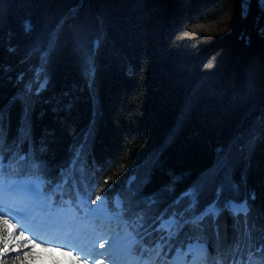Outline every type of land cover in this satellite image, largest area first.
I'll return each instance as SVG.
<instances>
[{"label":"trees","instance_id":"trees-1","mask_svg":"<svg viewBox=\"0 0 264 264\" xmlns=\"http://www.w3.org/2000/svg\"><path fill=\"white\" fill-rule=\"evenodd\" d=\"M0 151L27 158L5 178L78 218L99 196L112 227L213 205L159 264H192L189 245L214 253L246 230L261 244L264 0H0Z\"/></svg>","mask_w":264,"mask_h":264},{"label":"rangeland","instance_id":"rangeland-1","mask_svg":"<svg viewBox=\"0 0 264 264\" xmlns=\"http://www.w3.org/2000/svg\"><path fill=\"white\" fill-rule=\"evenodd\" d=\"M205 186L202 181L185 194L195 198ZM38 197L33 187L25 184L23 179L0 176V212L3 209L7 214L6 219L16 225V231L8 235L3 224L5 218L0 217V249L5 246L8 248L7 252H0V264H28L29 260L34 264H47L43 260L47 254L40 248L35 249V254L24 257L25 252L33 250L30 245L25 247L28 245L27 240L16 239L22 228L29 239H35L37 243L46 241L42 247H55L57 244L75 247L76 254L90 258L89 264H95L98 260L103 261V264H142V258L133 255L129 249V238L126 235L129 228H125V222L112 227L114 214L106 212L107 206L103 201L98 200L87 213L78 218L64 207H55L50 196L42 199ZM118 216L122 217L121 214ZM101 243L104 244L103 248L100 247ZM17 248L19 251H13ZM58 259L64 262L70 260L63 256H58ZM182 260L180 254L165 264H182Z\"/></svg>","mask_w":264,"mask_h":264},{"label":"snow or ice","instance_id":"snow-or-ice-1","mask_svg":"<svg viewBox=\"0 0 264 264\" xmlns=\"http://www.w3.org/2000/svg\"><path fill=\"white\" fill-rule=\"evenodd\" d=\"M30 28L29 25L25 26ZM26 156L17 155L14 158H8L6 155L0 151V176L8 174H17L21 170V164L26 160ZM97 200H100V197H96ZM117 207L120 208L121 205L117 202ZM194 201H190L187 208L183 211L177 210L165 215H160L156 218L155 226L149 225L148 228H151L152 231L159 233V240L157 243L149 248L147 245L143 244V237L140 236V229H144V235H148V228L145 227L143 215H138L134 222H132V230L127 231L126 235L129 238V247L130 249L135 248L137 245L141 247L142 255V264H159L161 253L163 252L165 243L177 238L179 236L182 226L192 223L199 228L205 227L206 222H211L218 215V210L213 206L209 205L204 210L199 212L195 211ZM234 214L239 216L246 213V205H236L233 209ZM3 224L7 228L8 235H12L16 231V225L9 222L8 219L3 220ZM129 222H125V228L127 229ZM247 236L248 243L242 244L241 239ZM138 237H140L138 239ZM24 239L28 241L29 245L32 248V252H25L23 255L25 258L30 255L35 254V249L40 248L43 253L47 255L43 257V260L47 264H89V257L82 258L81 254H76L77 249L68 245L57 244L55 247H42L45 245L46 241L41 240L40 243H37L35 239H29L28 236L24 234V229L22 228L19 235L16 236L17 240ZM100 247L103 248L104 244L101 243ZM244 248H247V252L243 251ZM189 252L195 251V256L193 257L192 264H264V242L257 245L254 243L253 238L251 237L250 230H246L240 239H237L232 243L230 248H221L219 251L210 253L208 252L206 246L197 244L195 246L189 245ZM8 248L0 249V252H7ZM13 251H19V249H13ZM147 252L146 257L143 256V253ZM58 254V255H57ZM178 254L179 251H178ZM39 255V254H37ZM58 256L68 257L70 260L64 262L58 259ZM28 264H34L33 261L29 260ZM95 264H103V261L98 260Z\"/></svg>","mask_w":264,"mask_h":264}]
</instances>
